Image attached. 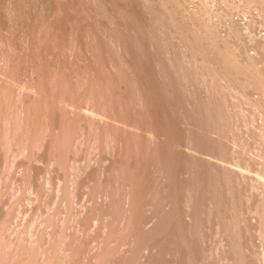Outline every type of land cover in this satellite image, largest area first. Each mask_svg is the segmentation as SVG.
Here are the masks:
<instances>
[{
	"label": "rangeland",
	"instance_id": "1",
	"mask_svg": "<svg viewBox=\"0 0 264 264\" xmlns=\"http://www.w3.org/2000/svg\"><path fill=\"white\" fill-rule=\"evenodd\" d=\"M0 264H264V0H0Z\"/></svg>",
	"mask_w": 264,
	"mask_h": 264
}]
</instances>
